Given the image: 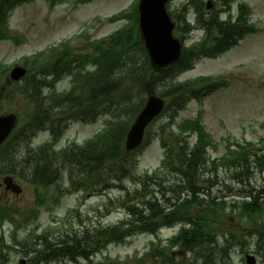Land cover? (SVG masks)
I'll return each instance as SVG.
<instances>
[{
	"label": "trees",
	"instance_id": "16d2710c",
	"mask_svg": "<svg viewBox=\"0 0 264 264\" xmlns=\"http://www.w3.org/2000/svg\"><path fill=\"white\" fill-rule=\"evenodd\" d=\"M46 1L52 7L59 0ZM77 1L86 3L92 0ZM217 1L226 8L231 2ZM31 2L33 0H0V40L11 38L9 19L12 12L20 5ZM191 2L199 25L205 29L204 36L185 47L179 61L164 71H154L149 64L137 36L135 12L108 18L109 22L128 20L129 23L104 37L103 41L89 42L90 46L83 48L86 49L84 52L68 41L60 44L62 48L53 47L49 53L35 54L33 60L25 57V64H29V74L10 91L11 99L21 97L26 100L25 115L31 117L30 120L27 117L23 119L21 128L24 129L16 131L19 137H27L38 127L39 122L48 121L60 125L65 120L83 122L102 114L108 118L103 134L84 146L68 147L57 153L46 148L27 152L23 161L34 163L33 171L30 170L32 180L41 164L46 171H43L46 175L40 179L42 183L51 181V171L55 175L62 169H68L69 180L77 190L96 194L118 191L121 194L119 201L127 216L113 226L86 227L78 233L64 232L56 243L44 240L42 248L34 247V250L37 258L45 260L46 264L51 260H73L77 256H87L89 251L108 242H122L138 232L154 233L162 225H173L176 222L188 224L195 219L194 225L191 223L188 228L184 225L178 235L170 239V246L181 241V247L194 253L209 252L208 242L212 239L209 229L225 205L222 198L218 200L210 194L211 185L216 186V182H210V174L206 170L211 159L209 148L215 151L217 146L200 124L199 118L175 123V116L190 99H199L203 93L226 86L227 82L212 81L204 76L185 82H177L175 78L192 68L193 63L200 58L216 57L228 50L245 34L255 32L256 28L247 24L250 9L244 4L236 21L231 23L220 21L217 12L205 17L202 0ZM176 17L183 19L181 15ZM184 30H187L186 25L177 34L184 37ZM6 71L5 67L0 66V79ZM64 76L71 77L69 91L43 96L45 89H48V93H54L57 83ZM153 92H160L161 96L168 99L165 114L170 115V121L167 124H175L177 127L176 130L160 124L158 134L169 148L163 165L179 176L178 181L154 186L156 191L151 187L155 177L148 174L137 176L133 170L135 164L131 162L132 153L124 155V140L129 125L141 109L145 96ZM164 134L169 136V142L164 139ZM192 134L196 135V141L190 147L187 139ZM13 140L16 144L15 138ZM18 150L22 152L21 148ZM4 158L11 159L6 154ZM211 161L210 170L220 167L233 170L235 177H238L239 171L244 170L243 177L248 179L251 162L259 168L264 166V147L254 141L240 143L228 140L225 152L220 157H213ZM129 179L133 183L136 181L133 190L125 184ZM252 193L253 190H250L247 194L252 198L250 201L241 202V210L248 217L264 211L263 203L259 202V194ZM190 211H195V216ZM154 252L161 253L157 249ZM161 254L160 261L163 264L179 263L170 254ZM202 256L206 255L202 253ZM102 264L115 263L110 261Z\"/></svg>",
	"mask_w": 264,
	"mask_h": 264
},
{
	"label": "rangeland",
	"instance_id": "374dc122",
	"mask_svg": "<svg viewBox=\"0 0 264 264\" xmlns=\"http://www.w3.org/2000/svg\"><path fill=\"white\" fill-rule=\"evenodd\" d=\"M180 1L172 0L171 8L176 7ZM203 1L206 3L207 0ZM241 1H245L250 5L252 10L250 22H254L260 32L247 36L236 47L230 48L215 59L202 57L205 59L197 61L193 70L186 71L179 76L181 81L192 80L198 76L222 77L230 83L229 86L212 91L201 99L190 100L186 108L179 112L176 119V122H180L185 119H192L200 113V120L206 132L218 144V151L216 153L212 152L214 153L213 156H219L224 152L225 142L223 141H226L227 137H231L230 140H250L258 144L261 143V139L264 137V0ZM132 2L133 0H94L91 4L77 5L74 0H68L64 1L61 6L51 9L44 1L35 0L32 4L21 6L12 12L9 20L12 39L0 41V64L14 63L20 59V56L31 55L41 50L49 53L61 40L67 37H75L84 30L88 31L92 39L101 38L121 25L120 23L110 24L105 18L110 14L128 9ZM218 8L219 4H211L208 10ZM233 10L235 12V8ZM203 11L210 15V12L207 13L206 8ZM193 17L194 15L191 12L189 19L192 20ZM193 21L195 22V19ZM65 35L68 36L65 37ZM200 36V32L195 31L187 44ZM85 41L83 39H72L69 43L76 49H83L82 45ZM62 47L57 46V48ZM1 84L4 85V93L1 94L0 92L1 110L11 107L13 113L17 112L24 115L27 104L21 97L11 99V96H9L4 99V94L11 91L16 83H10L5 78ZM67 85L68 81L65 78L58 84V88L61 89ZM162 117L164 118L165 115H162ZM105 120L106 117H102L94 125L74 124L70 131L66 133V139L63 143L66 144L71 141L84 142L101 129ZM161 120H156L150 126L151 133L148 143L135 153L138 161L137 168L136 170L133 169L134 171L140 173L151 172L160 166L165 157L166 149L160 140L161 137L156 135L159 130L158 125L166 122ZM36 135L35 139L34 137L31 139L32 146H36L45 138L40 137L38 133ZM190 141L194 142V137ZM7 175L0 176V205H10L21 212L31 208L34 200V186L13 177L15 182L23 189L20 195H14L10 191H5L4 178ZM224 176L222 175V177ZM263 177L264 173L256 174L255 181L260 183ZM165 178L171 180L174 177L167 176ZM256 182L254 184L258 186ZM126 183L128 185L132 184L131 180H127ZM61 191L58 195V201L52 199L45 205L46 208L38 222L40 227L37 232L50 227L52 238L58 233L55 230L69 229L70 231L75 229L78 233L84 225L116 223L121 218L119 209H114L115 203L106 202L103 197H101L102 199L99 196L91 195L82 197L80 193L74 194ZM47 193L48 195L51 194L52 189H49ZM110 195L115 197L117 192L110 193ZM118 205H120V202H118ZM76 212L79 214L82 223L78 221L79 218ZM230 214L232 212L228 210L223 219L233 217L234 220L239 222L240 218L237 219L236 216H230ZM240 223L243 228L250 231L256 229L254 227L259 224L256 221H249L248 223L247 220H241ZM219 228L217 231L225 230V227ZM174 233H176L175 230L166 229L158 235L135 234L123 243L110 244L103 250L94 253L91 259L92 264L99 261L107 262V260L114 261L116 264L118 261L120 263L128 261L130 264H161L158 258L155 261L146 256L147 252L151 250V242L157 243L159 248L162 249V244H165L164 239ZM16 235L20 241L25 238V232L22 229ZM5 236L8 238V243L11 244L13 240L10 229L5 230ZM252 238L254 240L256 236L253 235ZM160 240H162V244ZM13 245L15 249L10 253L11 261L8 264H16L19 259L26 260L27 257L19 251L21 248L16 244ZM247 248V245L235 246V249L227 251L225 256L218 255L216 264H245L242 255ZM253 248H255L254 244L251 246L252 250ZM163 253L165 255L170 254L177 260L184 261L185 264H203L205 262V256L198 257L196 260L197 254H188L175 247H165ZM259 256L257 264H264V254L261 253ZM68 264H90V260L68 259Z\"/></svg>",
	"mask_w": 264,
	"mask_h": 264
},
{
	"label": "water",
	"instance_id": "95a60500",
	"mask_svg": "<svg viewBox=\"0 0 264 264\" xmlns=\"http://www.w3.org/2000/svg\"><path fill=\"white\" fill-rule=\"evenodd\" d=\"M166 1L139 0L138 2L139 36L145 45L151 65L155 69H163L173 64L181 55L180 39L173 35L176 22L171 20L166 11ZM23 74L24 70L16 68L12 77L18 79ZM163 104V100L154 95L147 99L127 133V149L140 143L145 126L160 112ZM15 121L14 115L0 117V142L12 130Z\"/></svg>",
	"mask_w": 264,
	"mask_h": 264
}]
</instances>
